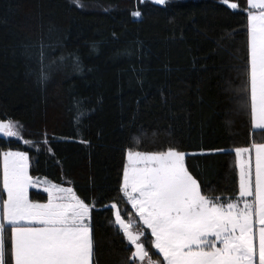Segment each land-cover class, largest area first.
Wrapping results in <instances>:
<instances>
[{"label":"trees","instance_id":"obj_1","mask_svg":"<svg viewBox=\"0 0 264 264\" xmlns=\"http://www.w3.org/2000/svg\"><path fill=\"white\" fill-rule=\"evenodd\" d=\"M237 2L247 8V0ZM80 3L0 0V119L18 121L33 142L0 135V151L27 150L32 175L95 203L96 264H128L132 247L104 205L116 202L126 221L137 219L118 192L129 148L195 153L186 164L204 193L227 199L238 182L233 149L264 143L238 97L246 82V12L222 0ZM136 10L141 17L131 15ZM41 44L44 62L57 61L45 84L37 79ZM69 53L83 72L72 58L59 62ZM82 98L95 109L87 118L77 115ZM217 148L228 151H208ZM30 196L47 199L34 190ZM135 227L151 259L163 264L148 230L138 220Z\"/></svg>","mask_w":264,"mask_h":264},{"label":"snow or ice","instance_id":"obj_2","mask_svg":"<svg viewBox=\"0 0 264 264\" xmlns=\"http://www.w3.org/2000/svg\"><path fill=\"white\" fill-rule=\"evenodd\" d=\"M74 2L83 7L80 0ZM155 3L163 5L166 0ZM222 3L246 12V82L238 97L241 108L250 113L252 132H264V0H247L246 9H241L237 0ZM131 15L139 18L142 13L136 10ZM69 58L74 61V70L83 72L79 56L69 53L58 59L62 64ZM45 59L41 44L37 75L41 84L51 78L57 63L46 64ZM86 105V99L77 101L78 117L87 118L95 111ZM21 129L18 121L0 119V135L4 137L23 140ZM233 151L238 182L234 196L225 199L202 190L201 181L186 164V157L195 153L176 147L127 150L118 192L150 230L151 246L158 250L163 264H264V143L253 142ZM0 160V264H96L92 226L95 203L86 202L72 187L49 181H45V201L30 199L29 189L39 187L40 181L29 173V153L9 148L0 151ZM104 207L114 213V220L109 222L132 246L128 264H161L151 259L141 239L144 233L132 230L118 204Z\"/></svg>","mask_w":264,"mask_h":264},{"label":"rangeland","instance_id":"obj_3","mask_svg":"<svg viewBox=\"0 0 264 264\" xmlns=\"http://www.w3.org/2000/svg\"><path fill=\"white\" fill-rule=\"evenodd\" d=\"M248 7V6H247ZM1 136H3V135H1ZM4 137V136H3ZM6 138V137H5ZM10 138H13V139H16V140H20V141H22L23 142V140H30L31 141V139L29 138V139H26V138H24L23 137V140L22 139H19V138H17V137H10ZM25 145H27V147H30L32 144H25ZM247 147V146H246ZM7 150V149H6ZM13 150V149H12ZM18 150H20V151H26V152H28L27 150H23V149H18ZM29 153V152H28ZM125 157H126V160H125V163H124V166H125V164L127 163V152H126V155H125ZM29 163H30V165H31V161H29ZM123 169H124V167H123ZM29 170H30V167H29ZM29 173H30V171H29ZM30 175H32V173H30ZM34 178H38L39 179V181H40V184H39V187H31L30 189H29V197H31L30 196V191H32V190H34V191H36V192H39V193H41V194H45V195H47V193L46 192H44V188L45 187H47V183L45 182V181H49V182H52L50 179H48L47 177H45V176H43V177H37V176H34V175H32ZM122 178H123V174H122ZM122 178H121V180H122ZM52 183H54V182H52ZM65 187H70V186H65ZM0 189H2V160H0ZM31 199V198H30ZM126 199V198H125ZM36 200H38V199H36ZM42 202V201H41ZM129 205H130V207H131V209L133 210V212H134V215H136L135 214V211H134V209L132 208V206H131V204L129 203ZM137 217V219H135V218H133V217H131V216H129L128 217V220L127 221H129V222H131V224H132V230L133 231H136V232H140V230L139 229H137V227H135L136 226V221L138 220L139 221V224L141 225V226H144L143 225V223H142V221H140L139 220V218H138V216H136ZM134 225V226H133ZM145 227V226H144ZM146 228V227H145ZM142 231V230H141ZM148 232H149V234H150V230H148ZM142 239V238H141ZM154 249V248H153ZM155 251H157L158 252V250H155ZM161 256V255H160ZM161 259H162V256H161ZM163 261V260H162Z\"/></svg>","mask_w":264,"mask_h":264},{"label":"water","instance_id":"obj_4","mask_svg":"<svg viewBox=\"0 0 264 264\" xmlns=\"http://www.w3.org/2000/svg\"><path fill=\"white\" fill-rule=\"evenodd\" d=\"M132 247V246H131Z\"/></svg>","mask_w":264,"mask_h":264}]
</instances>
